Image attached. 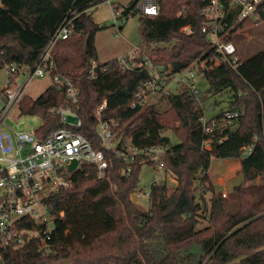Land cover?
<instances>
[{
	"label": "trees",
	"instance_id": "1",
	"mask_svg": "<svg viewBox=\"0 0 264 264\" xmlns=\"http://www.w3.org/2000/svg\"><path fill=\"white\" fill-rule=\"evenodd\" d=\"M102 1L0 0V69L15 61L32 65L72 10L82 11ZM201 6V0H159L155 17H141L139 46L156 67L170 66L173 73H180L194 62H205L197 73L207 82L204 90L198 85L199 99L182 84L169 95L163 110L154 105L130 106L138 84L149 77L144 71H122L112 59L100 63L95 78H89L99 27L91 13L75 18L73 35L79 39L74 50L80 61L69 51L54 53L57 71L74 77L81 91L77 108L83 123L80 132L95 147H101L96 135L97 110L106 99L103 118L118 121L119 136L131 139L139 148H166L164 170L176 184L169 194L166 181L154 182L150 207L144 211L132 199L142 164L136 162L124 173L128 165L106 150L112 158L109 177L99 178L94 164H82L70 185L50 198L56 215L51 238L45 244L32 239L9 249L5 254L9 263L264 264V196L251 197V187L264 177V49L248 57L239 52L242 62L238 69L224 64L211 67L218 55L202 32ZM131 7H125L126 18ZM185 26L192 31L184 32ZM256 28L264 32V27L245 20L234 31ZM159 42L172 43V47L153 46ZM224 92L228 95L227 110H238L240 115L231 124L221 123L205 131L201 121L205 110L208 114L210 105L214 108L220 103L217 98L210 99ZM67 102L64 91L51 85L37 98L25 96L19 109L22 114L43 118L36 132L44 139L60 127L52 108ZM225 110L210 118L220 119ZM206 142H210L209 148ZM249 147L252 151L247 154ZM213 157L241 161L243 180L234 188L241 201L237 213L227 211L224 197L210 180ZM208 192L212 196L207 202ZM25 223L29 228L37 227L31 218Z\"/></svg>",
	"mask_w": 264,
	"mask_h": 264
},
{
	"label": "built area",
	"instance_id": "2",
	"mask_svg": "<svg viewBox=\"0 0 264 264\" xmlns=\"http://www.w3.org/2000/svg\"><path fill=\"white\" fill-rule=\"evenodd\" d=\"M201 2L199 13L203 17L202 32L218 55L211 67L224 64L238 69L242 61L233 37L244 31L234 29L245 20L258 25L264 24V0ZM132 5L128 15L140 11L142 15L155 17L159 13V0H136ZM186 7H183L180 14L185 12ZM120 8L119 5H114V16L122 19V26L126 24V19L123 18L125 8H121V12ZM91 9L92 7L82 11L72 10L55 29L32 65L15 61L5 66L8 76L6 83L0 88L3 99L0 105V264H11L5 256L9 249L24 246L32 239L45 244L51 238L56 215L51 211L50 198L70 185L71 177L82 164H94L99 178L109 177L108 169L112 158L107 156L106 150L128 165L124 173H129L131 165L136 162L150 164L154 170L164 169L165 147L151 145L139 148L123 135L119 142L121 129H116L118 121L103 118L107 108L106 99L97 110L96 135L102 142L101 147H95L80 132L83 123L77 108L81 101V91L74 77L57 71L54 47L56 41L71 38L75 18L83 12L89 14ZM182 30L187 33L192 31L190 26H185ZM114 59L122 71H144L149 76L134 91L130 105L132 108L153 105L150 99L157 97L168 99L176 86L182 84L188 86L197 99L200 97L197 72L192 65L187 67L186 74L173 73L170 66L166 69L156 67L149 54L139 45ZM99 66L100 63L92 59L88 72L90 79L95 78ZM45 76L50 78L49 86L54 85L64 91L68 102L52 108V112L59 117L60 127L42 139L36 132L38 127L33 130L15 129L8 123V119L19 108L23 98L29 95L26 90L31 80ZM208 108L212 109L213 105ZM205 111L201 118L205 131H211L221 123L231 124L240 115L238 110L226 109L218 119L210 118L207 110ZM205 146L209 148L210 142H206ZM251 151L252 148L249 147L246 153ZM75 162L78 167L69 169ZM137 195L140 196L139 193ZM145 195L150 198V192ZM62 216L63 212H60L58 217ZM28 218L34 220L36 228L26 226Z\"/></svg>",
	"mask_w": 264,
	"mask_h": 264
},
{
	"label": "rangeland",
	"instance_id": "3",
	"mask_svg": "<svg viewBox=\"0 0 264 264\" xmlns=\"http://www.w3.org/2000/svg\"><path fill=\"white\" fill-rule=\"evenodd\" d=\"M135 2L136 0H111L110 2L108 0H104L92 7L90 11L92 19L99 27V30L94 36V49L96 53L95 59L99 63L102 64L119 57L120 55L126 54L134 49L137 45L142 43L139 30L140 20L142 17V13L140 11H136L135 14L130 15L128 18L124 16L123 18L126 19V24L121 29L120 26L122 24V19L116 18L114 16V5H119L121 8H125ZM258 27H264V24L258 25ZM78 36L79 35H72L68 40L56 41L54 51H69L71 52V56H73L77 62L80 61L81 57L79 53L74 50V47L76 46V43L79 39ZM234 39L236 40L240 55L242 57L251 56L264 49V32L259 31L257 28L244 31L242 36L241 34H238ZM153 46L172 47V43L159 42L154 43ZM191 65L198 73V68L202 65V63L194 62ZM186 73L187 70H184L183 74ZM7 76L8 73L6 68L2 67L0 69V88L6 83ZM49 84V76L34 77L26 91L30 96L37 98L48 88ZM197 84L202 90L207 87V82L198 74ZM216 98L220 103L208 111L209 117L220 113L229 106L227 101L228 95L226 92L218 95L217 97H211L210 100L213 101ZM150 101H152L153 105L159 110H163L168 106V99L165 98L157 97L155 99H150ZM2 103L3 99L0 92V105H2ZM8 123L11 126H14L15 129L33 130L43 123V118L39 115L22 114L20 109L16 108L13 111L10 119H8ZM165 133L170 132L167 131ZM175 142H177V140H175ZM230 161L231 160H229V158L213 157L210 165V168H212V178L210 180L217 192L221 193L222 196L224 193L226 194V196H223L226 203V209L228 212L234 214L237 213L241 207V201L239 197L235 195L234 188L236 185L242 182L243 176L235 163H231L227 166V163H230ZM77 167L78 164L75 162L69 167V169L73 170ZM164 181L167 182L170 194L176 184L175 178L172 175L167 174L164 169L160 168L159 170H154L153 166L144 163L142 165L140 183L137 188V192L132 195L133 201L142 210L147 211L150 207V198L146 196L145 193L150 192L151 186L154 182L161 183ZM263 184L264 177H261L251 187V197L253 199H260L264 196V188H262ZM200 191L201 189L198 185V194H200ZM137 193H139L140 196H138ZM211 196V192L205 194V199L207 202ZM206 223L207 222L205 221L203 225H206Z\"/></svg>",
	"mask_w": 264,
	"mask_h": 264
},
{
	"label": "crops",
	"instance_id": "4",
	"mask_svg": "<svg viewBox=\"0 0 264 264\" xmlns=\"http://www.w3.org/2000/svg\"><path fill=\"white\" fill-rule=\"evenodd\" d=\"M229 160H231V161H230V163H227V166L230 165L231 163H235V165L239 168V170L241 169V161H240V159H238V158H229ZM227 166H225V167H227ZM211 172H212V168H210L209 171H208V175H209L210 179L212 178Z\"/></svg>",
	"mask_w": 264,
	"mask_h": 264
},
{
	"label": "water",
	"instance_id": "5",
	"mask_svg": "<svg viewBox=\"0 0 264 264\" xmlns=\"http://www.w3.org/2000/svg\"><path fill=\"white\" fill-rule=\"evenodd\" d=\"M122 137H123V136H120V138H119V142L122 140Z\"/></svg>",
	"mask_w": 264,
	"mask_h": 264
}]
</instances>
